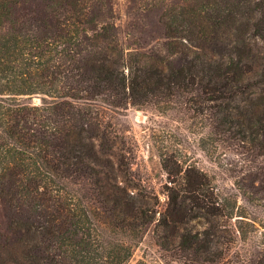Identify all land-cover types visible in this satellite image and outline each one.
Segmentation results:
<instances>
[{
  "label": "trees",
  "instance_id": "1",
  "mask_svg": "<svg viewBox=\"0 0 264 264\" xmlns=\"http://www.w3.org/2000/svg\"><path fill=\"white\" fill-rule=\"evenodd\" d=\"M134 1L129 33L114 0H0V264H126L154 221L183 264H264V0ZM145 106L187 113L210 159L231 149L236 191L162 159L155 217L105 116Z\"/></svg>",
  "mask_w": 264,
  "mask_h": 264
},
{
  "label": "rangeland",
  "instance_id": "2",
  "mask_svg": "<svg viewBox=\"0 0 264 264\" xmlns=\"http://www.w3.org/2000/svg\"><path fill=\"white\" fill-rule=\"evenodd\" d=\"M114 1L118 24L124 31L133 33V24L139 28V23H142V5L139 1L135 3L134 0ZM173 1L178 0H171ZM254 43V47L264 50V41L257 40ZM33 99L36 102L39 101L38 96H34ZM105 116L130 142L132 151L127 154L131 177L129 184L151 196L148 200L154 206L155 217H158L159 213L167 207V192L171 185L169 181L171 175L164 169L162 159L166 163V168L171 170L190 163L215 180L223 193L236 191L232 182L233 178L226 170L236 156L231 149L221 147L215 157L210 159L199 148L197 126L184 111L176 109L160 112L152 106L129 107L116 111L105 110ZM240 202L245 203L242 199ZM248 207L259 220L264 219L262 207ZM169 238L173 242V234ZM259 239V233H257L246 242L238 240L227 256L233 259L236 255L242 256L247 250L256 248L255 243ZM232 253L233 256H230ZM183 259L184 254L174 244L164 249L157 243L154 221L142 240L134 247L126 264H183ZM221 262L220 264H223Z\"/></svg>",
  "mask_w": 264,
  "mask_h": 264
}]
</instances>
